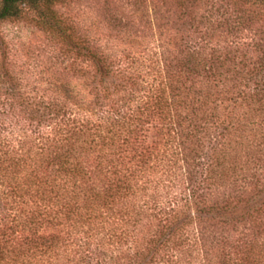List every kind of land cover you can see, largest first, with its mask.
<instances>
[{"label":"trees","instance_id":"trees-1","mask_svg":"<svg viewBox=\"0 0 264 264\" xmlns=\"http://www.w3.org/2000/svg\"><path fill=\"white\" fill-rule=\"evenodd\" d=\"M68 1L0 0V24L30 11L73 40ZM243 1L240 25L264 38V0ZM79 42L90 97L64 76L41 91L8 62L0 77V264H264V44L188 49L145 80Z\"/></svg>","mask_w":264,"mask_h":264},{"label":"rangeland","instance_id":"rangeland-1","mask_svg":"<svg viewBox=\"0 0 264 264\" xmlns=\"http://www.w3.org/2000/svg\"><path fill=\"white\" fill-rule=\"evenodd\" d=\"M248 6L243 0H70L57 9L73 40L45 32L35 24L33 13L26 11V18L0 24V77L4 78L8 62L24 82L41 91L54 76H64L71 87L90 97L93 69L84 51L74 43L80 44V38L125 75L135 74L145 80L166 73L167 64L188 57L189 50L221 58L229 46L236 50L246 47L252 52L257 44H264V38L257 30H245L240 25L242 11ZM7 86L0 83V95ZM212 146L208 144L202 154L206 164ZM179 158L177 172L183 173L181 181L187 180V185L188 168ZM169 186L162 182L159 191L172 192ZM244 210L245 207L236 208L225 215L238 217ZM192 214L196 220L193 231L202 239L198 221L207 215L194 209ZM202 253L200 246L199 254Z\"/></svg>","mask_w":264,"mask_h":264}]
</instances>
